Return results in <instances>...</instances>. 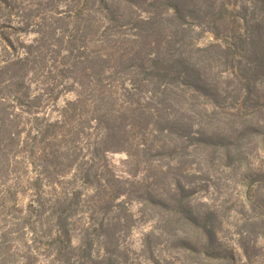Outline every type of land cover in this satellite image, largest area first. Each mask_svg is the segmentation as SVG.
I'll return each instance as SVG.
<instances>
[{
    "label": "trees",
    "instance_id": "obj_1",
    "mask_svg": "<svg viewBox=\"0 0 264 264\" xmlns=\"http://www.w3.org/2000/svg\"><path fill=\"white\" fill-rule=\"evenodd\" d=\"M62 1L29 44L4 40L0 162L28 164L29 202L2 204L19 216H0V264H96L94 233L104 232L98 216L109 208L96 196H122L132 182L113 173L109 153L126 154L135 179L160 182L170 173L154 157L224 148L233 160L261 129L254 117H264L253 98L264 0Z\"/></svg>",
    "mask_w": 264,
    "mask_h": 264
},
{
    "label": "rangeland",
    "instance_id": "obj_2",
    "mask_svg": "<svg viewBox=\"0 0 264 264\" xmlns=\"http://www.w3.org/2000/svg\"><path fill=\"white\" fill-rule=\"evenodd\" d=\"M65 4L62 0H9L8 5L0 1V57L8 53L5 39L16 47L21 42L29 44L35 32L43 29L41 18L50 19ZM255 82L253 98L262 103L264 71ZM251 126L261 129L240 142L242 154L233 152V160L226 159L224 148H207L186 153V157L185 152L169 159L154 157L152 164L170 173L160 182L135 179L127 155L109 153L107 162L113 173L132 182H126L122 196H96L97 202L104 200L109 208L98 216L104 232L94 233L95 263L264 264V117H254ZM176 176L184 182H174ZM28 177L26 162L17 169L0 162V216L7 212L19 216L18 209L1 208L6 200L23 203V208L28 204ZM83 183L76 184L84 188ZM179 187L185 188L183 194ZM88 194L94 195L95 189ZM151 195L168 201L169 207L153 205ZM181 210L196 218L197 225L184 222ZM27 239L33 236L25 234L17 243Z\"/></svg>",
    "mask_w": 264,
    "mask_h": 264
}]
</instances>
